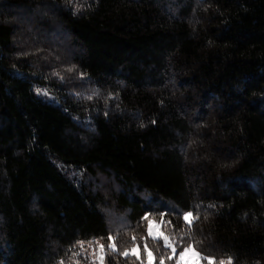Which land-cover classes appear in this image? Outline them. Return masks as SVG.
I'll return each instance as SVG.
<instances>
[{
	"label": "trees",
	"instance_id": "obj_1",
	"mask_svg": "<svg viewBox=\"0 0 264 264\" xmlns=\"http://www.w3.org/2000/svg\"><path fill=\"white\" fill-rule=\"evenodd\" d=\"M188 244L264 264V0H0V264Z\"/></svg>",
	"mask_w": 264,
	"mask_h": 264
},
{
	"label": "snow or ice",
	"instance_id": "obj_2",
	"mask_svg": "<svg viewBox=\"0 0 264 264\" xmlns=\"http://www.w3.org/2000/svg\"><path fill=\"white\" fill-rule=\"evenodd\" d=\"M69 71H71V69H69ZM88 98L91 99V97H88ZM182 215H183L184 223L187 225L188 229L190 230L191 227H192L193 221L195 219H198V216L197 217H193L191 212H184ZM145 219H147V217H145ZM163 223H164L163 219H161V222L159 224H155L153 221L149 220L148 221L147 233L153 239L163 238L165 246L171 248V251H172V255H170L168 257V259H173L176 256L177 249H176V247H174L169 242V237L166 236L163 231H159V229L162 227ZM154 229H156V230H154ZM135 239H136L135 237L132 238L133 241H135ZM108 240L109 241H113L112 243L108 244V248L111 249L113 252L118 251L117 246H116V244L114 242L115 241V237L110 235L108 237ZM99 249H100V251H104V245L100 244L99 245ZM137 249H138V246H137ZM137 249H133V253L134 254L137 251ZM145 251L148 253L149 257L152 256V252L147 248V245H145ZM121 254L124 255V256H127L129 254V252H128L127 249H125L124 252H122ZM187 254H191L192 256H197V257L200 255L198 252L195 251V249H194L192 244H188L185 248H183L182 251L179 252L180 260L177 261V264H181V261L184 259V257ZM101 259H103V258L101 257ZM203 259H208L209 260V264H211V259L209 257H203ZM61 264H63V262H61ZM149 264H151V261L149 262ZM160 264H164L163 258H161ZM221 264H223V262H221Z\"/></svg>",
	"mask_w": 264,
	"mask_h": 264
},
{
	"label": "rangeland",
	"instance_id": "obj_3",
	"mask_svg": "<svg viewBox=\"0 0 264 264\" xmlns=\"http://www.w3.org/2000/svg\"><path fill=\"white\" fill-rule=\"evenodd\" d=\"M151 221H153L155 224H159L157 221L151 219ZM156 230V229H154ZM159 231H162L161 228L159 229ZM163 240V238H160ZM164 241V240H163ZM133 249H137V246H134L132 247L128 252L130 254H134L133 253ZM196 251V250H195ZM197 252V251H196ZM138 253V249L137 251L135 252V255ZM149 262L151 261L152 262V256L148 258ZM180 260V257L178 256V259L175 261L174 264H177V261ZM229 260L228 259H225L223 261V264H228ZM181 264H202V260H201V256L199 255L198 257L197 256H192L191 254H187L184 259L181 261Z\"/></svg>",
	"mask_w": 264,
	"mask_h": 264
}]
</instances>
